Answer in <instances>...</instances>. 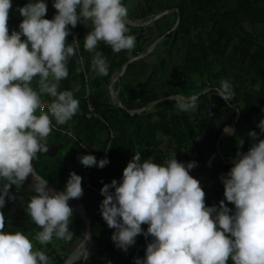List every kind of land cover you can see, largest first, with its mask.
Here are the masks:
<instances>
[{
  "label": "trees",
  "instance_id": "1",
  "mask_svg": "<svg viewBox=\"0 0 264 264\" xmlns=\"http://www.w3.org/2000/svg\"><path fill=\"white\" fill-rule=\"evenodd\" d=\"M44 2L47 5L44 18L51 20L57 14L54 0ZM27 3L29 0H11L9 35L19 31L23 17L18 9ZM122 3L127 6V17L135 22L165 9L171 11L144 25L126 23L128 34L136 38L131 54L126 50L114 53L103 42L88 52L83 45L92 25L82 22L75 28L67 26L70 32L67 43L75 39L79 47L68 62V76L60 82L59 90L72 91L79 101V110L64 125H56L53 119V130L46 141L49 151L39 153L32 161L36 173L59 191L65 190L70 173L82 177L83 195L74 200L82 204L90 220L92 253L80 256L72 264H135V258H145L147 244L153 238L140 234L125 252L112 241L115 229L108 227L100 212L104 199L101 188L113 179L121 182L123 170L135 153L139 152L142 160L151 158L160 165L171 158L187 165L195 158L202 161L215 156L219 162L213 164L210 174L215 187L204 189L205 205L219 207L224 201L231 209L233 204L224 197L220 177L227 175L234 160L221 162L215 148L216 138L225 126L234 125V131L218 141L223 160L236 156L238 151L246 153L258 142L251 139L249 132L255 131L259 139H264L258 127L264 119V0H122ZM177 16L178 21L171 28ZM158 36L161 38L148 53L155 55L153 62L132 59L118 74L124 61ZM96 51L102 52L107 60V76L97 75L92 69ZM81 67L83 71H77ZM116 74L112 87L125 108L117 106L109 95V80ZM223 80L232 86L231 100L217 95ZM32 86L37 88L36 80ZM205 88L209 89L195 97V109L180 110V104L191 100L182 101L176 95L191 96ZM211 93L217 106L210 98ZM158 98L162 99L146 109L129 112ZM43 101L46 111L51 98L44 96ZM87 102L94 107L89 116L85 115ZM236 109L238 117L234 120ZM89 154L97 161L107 158L109 163L102 169L97 166L82 169L79 157ZM189 174L195 178L192 169ZM9 194L21 200V207L18 217L9 220L7 204L0 208L4 215L3 231H20L37 242L35 235L41 229L31 221L26 209L30 198L37 195L35 187L25 180L20 187L12 185ZM142 229L146 232V225ZM69 230L73 233L71 240L54 236L46 244L47 248L55 247L45 252L50 264H61L82 237L83 224L74 210Z\"/></svg>",
  "mask_w": 264,
  "mask_h": 264
},
{
  "label": "clouds",
  "instance_id": "2",
  "mask_svg": "<svg viewBox=\"0 0 264 264\" xmlns=\"http://www.w3.org/2000/svg\"><path fill=\"white\" fill-rule=\"evenodd\" d=\"M11 7V0H0V208L5 206V197L14 199L9 194L11 186L20 187L32 174L37 155L49 151L46 141L53 119L56 125H64L79 110L73 92L59 90L60 82L68 76V62L79 47L78 40L67 43V26L92 25L83 45L88 52L99 42L114 53L126 50L131 54L136 46L135 36L128 34V9L122 0H54L57 14L51 20L44 18V0H29L18 9L23 17L19 31L9 35ZM92 69L97 75H108L109 65L102 52H95ZM217 95L231 100L233 91L227 80L221 81ZM44 96L51 98L46 111ZM195 101L193 97L180 104V110L195 109ZM258 127L264 133V119ZM249 136L258 142L246 153L238 151L230 171L220 177L224 197L235 206L234 211L224 201L219 207L205 205L200 182L189 174L197 166L195 161L185 165L171 158L160 165L135 153L121 182L113 179L100 190L104 197L100 212L108 227L115 229L111 239L116 247L127 252L143 234L153 239L147 244L145 258H135V264H227L229 259L233 264H264V139L255 131ZM79 161L101 169L109 163L107 158L97 161L91 154ZM34 187L37 195L30 198L26 209L41 229L35 240L40 245L50 243L54 236L71 240L73 209L68 201L82 197V177L70 173L62 192H50L46 182ZM145 224L146 232L141 227ZM4 226L0 212V264H50L45 252L34 250L24 233L5 232Z\"/></svg>",
  "mask_w": 264,
  "mask_h": 264
},
{
  "label": "water",
  "instance_id": "3",
  "mask_svg": "<svg viewBox=\"0 0 264 264\" xmlns=\"http://www.w3.org/2000/svg\"><path fill=\"white\" fill-rule=\"evenodd\" d=\"M169 11H171V8L170 9H165L151 17H149L148 19H145L143 21H139V22H135L134 20L126 17V23L128 24H131V25H144V24H147V23H150L152 21H154L155 19H157L158 17H160L161 15H163L164 13H168ZM178 21V16L176 17L175 19V22L174 24L172 25L171 28L174 27V25L176 24V22ZM161 37H156L153 41L150 42V44L145 47L143 50L139 51L137 54H135L132 58L124 61L122 64H121V67H120V70L118 72V74H120L125 65L131 61L132 59H137V58H143L148 55V53L151 51V49L154 47V45L159 41ZM118 74L116 75H113L110 80H109V84H108V91H109V95L112 99V101L119 107L121 108H125V106L122 104V102L118 99L117 95H116V91L113 90V87H112V84L113 82L117 79L118 77ZM209 88H205V89H202L200 92L194 94V95H191V96H183V95H176V97L182 101H186V100H191L193 97H196L199 93L201 92H204L206 90H208ZM163 98V97H162ZM162 98H158V99H155V100H152L150 102H148L145 106L143 107H140L138 109H135V110H129L130 113L132 112H135V111H139V110H142V109H146L148 107H150L152 104H154L155 102L161 100ZM238 117V110L236 109V112H235V117H234V120ZM225 128H228L230 129L231 131L229 132H226L225 131ZM234 131V125L232 124L231 126H225L221 131L220 133L218 134L217 138H216V141H215V148H216V152L217 154L219 155V157L221 158V160L223 162H226V163H229L231 162L232 160H234V158L236 156H234L232 159H229L227 161H224L223 160V156L218 148V141L219 139L222 137V136H225V135H228V134H231L232 132ZM32 175H34L36 177V182L33 183L31 181V179L29 178V176L26 178V184L27 185H31V186H35V185H43L46 181L44 179H42L41 176H39L36 171L33 169V172H32ZM46 189L49 190L50 192H62V191H59V190H56V189H53L50 184H48L46 182ZM68 204L69 206L74 210V212L79 216V218L81 219L82 221V224H83V234H82V237L81 239L77 242V244L75 245V247L67 254V256L65 257V259L62 261L61 264H72L77 258H79L82 254V256H85L87 253H92L91 251V248H90V244L86 247L85 250H83V245H84V241L85 240H88V242L91 241V232H90V220L87 216V214L85 213V210L82 206V204L77 201V200H74V199H70L68 201Z\"/></svg>",
  "mask_w": 264,
  "mask_h": 264
},
{
  "label": "rangeland",
  "instance_id": "4",
  "mask_svg": "<svg viewBox=\"0 0 264 264\" xmlns=\"http://www.w3.org/2000/svg\"><path fill=\"white\" fill-rule=\"evenodd\" d=\"M126 6V5H125ZM127 7V6H126ZM159 37V36H158ZM144 59H146V61L147 62H149V63H151V62H153L154 60H155V55L154 54H151V55H147V56H145L144 57ZM210 98H211V100L213 101V104L215 105V106H217V103H216V101H217V99L215 98V96H214V94L213 93H211L210 94ZM220 147H221V145H220ZM226 150V149H225ZM233 157H231L230 159H232ZM229 160V159H228ZM193 161H195L196 162V167H194V168H192V174H193V176L195 177V179H197L198 181H200V179H206V178H209V177H211V176H209L210 174H211V172H212V170H213V164L214 163H218L219 162V160L215 157V156H212L211 158H209V159H205V160H200L199 161V159H197V158H195V159H193ZM221 161V160H220ZM224 161H227V160H224ZM221 162H223V161H221ZM204 190V189H203ZM234 205L232 206V210L234 211ZM231 214V213H230ZM8 216H10V214L8 213ZM143 226V225H142ZM141 226V227H142ZM33 244H34V250H41V251H44V252H46V251H49V250H51V249H55V247H53V245L50 247V248H47V246L46 245H40L38 242H33ZM77 243H75L73 246H72V249L75 247V245H76ZM89 244H90V242H89ZM90 246H91V244H90ZM91 248V247H90ZM71 249V250H72ZM70 250V251H71ZM83 255V254H82ZM81 255V257H83ZM87 255V254H86ZM227 264H233V261H231V259H229L228 261H227Z\"/></svg>",
  "mask_w": 264,
  "mask_h": 264
},
{
  "label": "crops",
  "instance_id": "5",
  "mask_svg": "<svg viewBox=\"0 0 264 264\" xmlns=\"http://www.w3.org/2000/svg\"><path fill=\"white\" fill-rule=\"evenodd\" d=\"M236 158L237 157H235L234 160ZM199 182H200V186L202 187V189L215 187V181L211 177L206 178V179H200ZM13 197H14V199H8V197L5 198V203L7 204V213L10 214V216L8 217V220H9V218L14 219V218L18 217L19 212H20L21 200L18 197H15V196H13Z\"/></svg>",
  "mask_w": 264,
  "mask_h": 264
},
{
  "label": "built area",
  "instance_id": "6",
  "mask_svg": "<svg viewBox=\"0 0 264 264\" xmlns=\"http://www.w3.org/2000/svg\"><path fill=\"white\" fill-rule=\"evenodd\" d=\"M73 42V41H72ZM71 42V43H72ZM86 110H87V112H86V116H89V115H91V113H93V111H94V107H93V105L90 103V102H87V105H86ZM84 149L87 151V148L86 147H84ZM81 166V168L83 169V168H85V166L84 165H80ZM83 179L85 180L86 179V176H85V174L83 175ZM146 225V224H145ZM146 227H148V225H146Z\"/></svg>",
  "mask_w": 264,
  "mask_h": 264
},
{
  "label": "bare ground",
  "instance_id": "7",
  "mask_svg": "<svg viewBox=\"0 0 264 264\" xmlns=\"http://www.w3.org/2000/svg\"><path fill=\"white\" fill-rule=\"evenodd\" d=\"M29 178L31 179V181L33 182V183H35L36 182V177L34 176V175H32V174H29ZM89 245V242H88V240H85L84 241V245H83V250H85L86 249V247Z\"/></svg>",
  "mask_w": 264,
  "mask_h": 264
}]
</instances>
